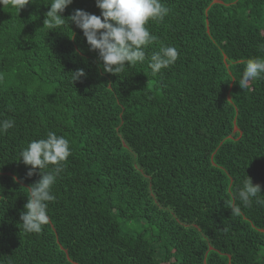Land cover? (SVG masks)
<instances>
[{
  "label": "trees",
  "instance_id": "obj_1",
  "mask_svg": "<svg viewBox=\"0 0 264 264\" xmlns=\"http://www.w3.org/2000/svg\"><path fill=\"white\" fill-rule=\"evenodd\" d=\"M161 2L145 61L114 75L70 21L44 25L51 0L0 7V120L14 121L0 134V264H264V75L239 86L247 60L264 58V0ZM77 9L100 15L73 0L62 18ZM161 45L179 56L154 75ZM50 131L71 155L49 222L26 233L40 177L20 152ZM247 177L261 193L245 207L233 198Z\"/></svg>",
  "mask_w": 264,
  "mask_h": 264
},
{
  "label": "clouds",
  "instance_id": "obj_2",
  "mask_svg": "<svg viewBox=\"0 0 264 264\" xmlns=\"http://www.w3.org/2000/svg\"><path fill=\"white\" fill-rule=\"evenodd\" d=\"M29 3L30 0H0V7H10L19 12ZM72 3L73 0H51L44 25L51 30L64 26L66 22L68 26L70 21L82 31L89 51L97 53L101 70L113 75L123 73L127 67L145 61L146 46L157 41V37L149 32L146 25L150 20L162 21L169 11L161 0H95V6L100 10L99 16L77 9L66 21L61 14ZM178 56L175 47L161 45L159 50L150 56L148 67L152 74H159L162 69L173 65ZM261 75H264V58L249 59L239 86L246 88ZM84 76L83 69H78L72 73L71 82H76ZM13 127V120H0V134ZM70 155L68 139L51 131L47 133L46 139L33 140L20 152V161L25 166H30L27 177L33 176L36 170L40 177L29 187L25 211L20 214V222L26 233H39L42 226L49 222L48 202L55 200L51 188ZM49 166H52L50 171H42ZM260 193V185L254 186L247 177L233 199H238L247 207ZM258 202L264 203L259 200ZM231 213L240 215L241 207L234 204Z\"/></svg>",
  "mask_w": 264,
  "mask_h": 264
},
{
  "label": "rangeland",
  "instance_id": "obj_3",
  "mask_svg": "<svg viewBox=\"0 0 264 264\" xmlns=\"http://www.w3.org/2000/svg\"><path fill=\"white\" fill-rule=\"evenodd\" d=\"M146 228H147V225L144 222L129 223L127 224V227H126V229L132 233H139L145 230ZM147 232L150 233V231H147Z\"/></svg>",
  "mask_w": 264,
  "mask_h": 264
}]
</instances>
